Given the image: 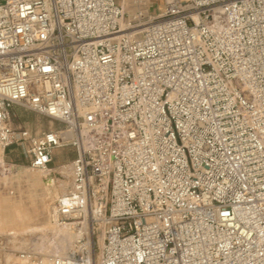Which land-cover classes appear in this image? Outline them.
Instances as JSON below:
<instances>
[{"label":"built area","instance_id":"1","mask_svg":"<svg viewBox=\"0 0 264 264\" xmlns=\"http://www.w3.org/2000/svg\"><path fill=\"white\" fill-rule=\"evenodd\" d=\"M0 0V175L75 153L61 255L0 264H264V0ZM16 105L64 125L15 134ZM22 142V143H23Z\"/></svg>","mask_w":264,"mask_h":264},{"label":"rangeland","instance_id":"2","mask_svg":"<svg viewBox=\"0 0 264 264\" xmlns=\"http://www.w3.org/2000/svg\"><path fill=\"white\" fill-rule=\"evenodd\" d=\"M171 0H118L124 10V21L159 15L164 12L166 4ZM14 132L16 135L28 131L34 137L44 131L61 130L64 125L41 114L16 105L11 111ZM14 140L5 154L7 166L11 170L0 175V254L4 248L8 252L30 249L39 254H65L74 241H70L65 249L50 248L53 242V227L49 219L56 199L68 190L73 181L71 161H63L58 150L46 170H36L30 166L31 158L25 150L30 140ZM69 153L72 149L65 148ZM14 157L20 162L14 161ZM55 180L48 184L46 175ZM41 174L42 181L37 183L32 175ZM46 177V178H44ZM45 182V183H44ZM63 190V191H62ZM9 221V222H8ZM55 227H58L57 225Z\"/></svg>","mask_w":264,"mask_h":264},{"label":"bare ground","instance_id":"3","mask_svg":"<svg viewBox=\"0 0 264 264\" xmlns=\"http://www.w3.org/2000/svg\"><path fill=\"white\" fill-rule=\"evenodd\" d=\"M170 2V1H169ZM122 25L124 26L125 23L124 21L122 22ZM50 171H52L51 169L48 170V174L46 175L47 177V183L48 184H52L55 186L54 183H50L55 181L52 176H50ZM42 175L41 174H34L32 175V178H34L36 180L37 183H40L42 181ZM44 177V178H46ZM45 183V182H44ZM63 191V190H62ZM67 190H65L66 192ZM63 192V193H65ZM9 222V221H8ZM56 226V225H55ZM53 227V242L51 245H47L50 248H60V249H65L67 244L70 243V241H72L75 238V234L74 232L67 226H58V227ZM66 253V252H65Z\"/></svg>","mask_w":264,"mask_h":264},{"label":"crops","instance_id":"4","mask_svg":"<svg viewBox=\"0 0 264 264\" xmlns=\"http://www.w3.org/2000/svg\"><path fill=\"white\" fill-rule=\"evenodd\" d=\"M60 154V156H61V158H62V160L63 161H66V162H70V161H72L73 160V158L75 157V154H73V153H69V151L68 150H62L61 152H59Z\"/></svg>","mask_w":264,"mask_h":264},{"label":"trees","instance_id":"5","mask_svg":"<svg viewBox=\"0 0 264 264\" xmlns=\"http://www.w3.org/2000/svg\"><path fill=\"white\" fill-rule=\"evenodd\" d=\"M14 161H16V162H20V159L17 158V157H14Z\"/></svg>","mask_w":264,"mask_h":264}]
</instances>
